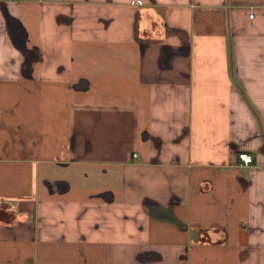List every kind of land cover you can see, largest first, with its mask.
<instances>
[{
	"label": "crops",
	"instance_id": "1",
	"mask_svg": "<svg viewBox=\"0 0 264 264\" xmlns=\"http://www.w3.org/2000/svg\"><path fill=\"white\" fill-rule=\"evenodd\" d=\"M0 264H264V0H0Z\"/></svg>",
	"mask_w": 264,
	"mask_h": 264
},
{
	"label": "built area",
	"instance_id": "2",
	"mask_svg": "<svg viewBox=\"0 0 264 264\" xmlns=\"http://www.w3.org/2000/svg\"><path fill=\"white\" fill-rule=\"evenodd\" d=\"M133 156H137V153H133ZM238 157L240 159V162L244 165H247L252 162V156L246 152L239 153Z\"/></svg>",
	"mask_w": 264,
	"mask_h": 264
}]
</instances>
